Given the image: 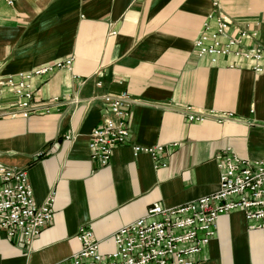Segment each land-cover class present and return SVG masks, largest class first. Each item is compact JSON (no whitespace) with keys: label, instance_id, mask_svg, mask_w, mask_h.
<instances>
[{"label":"crops","instance_id":"0c3cea01","mask_svg":"<svg viewBox=\"0 0 264 264\" xmlns=\"http://www.w3.org/2000/svg\"><path fill=\"white\" fill-rule=\"evenodd\" d=\"M218 13L230 32L256 31L244 47L264 45V0H0V165L27 171L36 204L54 193L53 219L34 239L0 233V264H63L81 248L80 227L109 252L112 234L151 205L215 193L216 154L264 158V73L233 56L212 63L194 44ZM68 58L71 70L33 81L48 113L7 114L17 99L2 82ZM122 91L134 99L130 138L100 166L89 134L108 115L101 96ZM186 107L232 117L188 121ZM170 143L156 159L133 155V145ZM252 222L242 210L220 215L202 264H264V228Z\"/></svg>","mask_w":264,"mask_h":264},{"label":"built area","instance_id":"2783aa9c","mask_svg":"<svg viewBox=\"0 0 264 264\" xmlns=\"http://www.w3.org/2000/svg\"><path fill=\"white\" fill-rule=\"evenodd\" d=\"M214 20V28L210 19ZM230 21L224 14L208 16L194 44L201 57L214 63L217 57L233 56L252 62V70L264 73V45L244 47V41L256 36L255 30L238 29L230 32ZM72 59L56 61L39 69L9 76L3 85L15 95L10 117L27 118L32 114L48 113V102L36 98L39 88L34 79L57 68L71 70ZM101 83L98 82L97 85ZM108 115L89 134L88 149L92 161L100 166L109 164L115 148L130 138L128 117L134 99L127 91L103 94ZM56 97L52 101H57ZM183 115L188 121H203L210 117L222 122L232 117L229 112H203L186 107ZM69 139V136H65ZM176 143L142 147L133 145V155L141 152L156 159L159 153L168 154ZM41 155V153L39 154ZM219 170L215 193L176 207L151 205L146 215L112 234L114 249L102 253L99 242L87 227H80L78 252L63 264H202L199 253L216 232L220 215L242 210L245 218L253 221L250 229L264 228V158L251 161L239 157L230 149L215 155ZM54 215V193L38 205L33 200L27 171L0 165V233L7 239H34L49 225Z\"/></svg>","mask_w":264,"mask_h":264}]
</instances>
